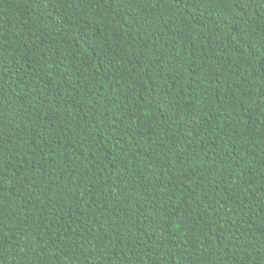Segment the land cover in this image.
Instances as JSON below:
<instances>
[{"label":"trees","instance_id":"obj_1","mask_svg":"<svg viewBox=\"0 0 264 264\" xmlns=\"http://www.w3.org/2000/svg\"><path fill=\"white\" fill-rule=\"evenodd\" d=\"M0 264H264V0H0Z\"/></svg>","mask_w":264,"mask_h":264}]
</instances>
